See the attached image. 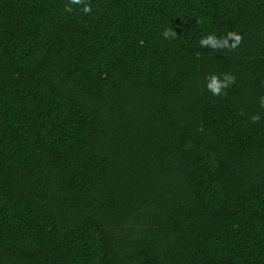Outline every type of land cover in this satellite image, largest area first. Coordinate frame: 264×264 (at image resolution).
<instances>
[{"label": "trees", "instance_id": "1", "mask_svg": "<svg viewBox=\"0 0 264 264\" xmlns=\"http://www.w3.org/2000/svg\"><path fill=\"white\" fill-rule=\"evenodd\" d=\"M85 2L0 0V264H264V0Z\"/></svg>", "mask_w": 264, "mask_h": 264}, {"label": "clouds", "instance_id": "2", "mask_svg": "<svg viewBox=\"0 0 264 264\" xmlns=\"http://www.w3.org/2000/svg\"><path fill=\"white\" fill-rule=\"evenodd\" d=\"M71 5H83L82 11L85 14L91 12V7L85 0H69V4L65 5L64 11L71 13L73 8ZM201 21H198L200 23ZM165 39L174 38L177 34L172 29H168L162 33ZM242 41V37L236 33L229 32L226 37H218L215 33L208 34L202 37L199 41V45L202 48H210L215 51L227 50L230 52L236 51ZM207 83V90L217 97L227 95L226 90L235 83V77L231 73H223L221 75L211 74L205 77ZM259 104L261 108H264V96L259 98ZM243 115V111H241ZM253 123H259L260 115L254 114L250 117Z\"/></svg>", "mask_w": 264, "mask_h": 264}]
</instances>
